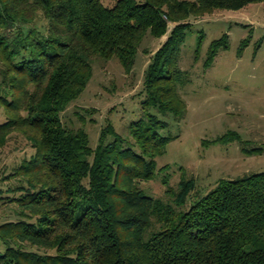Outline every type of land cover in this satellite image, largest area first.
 <instances>
[{
	"label": "trees",
	"instance_id": "trees-1",
	"mask_svg": "<svg viewBox=\"0 0 264 264\" xmlns=\"http://www.w3.org/2000/svg\"><path fill=\"white\" fill-rule=\"evenodd\" d=\"M260 2L0 0V147L18 134L32 150L3 178L16 184L0 190V206L14 217L0 222V264H264V172L221 180L186 211L177 208L194 180L168 187L167 205L137 185L158 172L170 140L151 111L185 113L178 61L191 17ZM147 32L166 39L145 72L133 142L108 125L92 149L60 114L88 83L91 58L116 57L129 72Z\"/></svg>",
	"mask_w": 264,
	"mask_h": 264
},
{
	"label": "rangeland",
	"instance_id": "rangeland-1",
	"mask_svg": "<svg viewBox=\"0 0 264 264\" xmlns=\"http://www.w3.org/2000/svg\"><path fill=\"white\" fill-rule=\"evenodd\" d=\"M100 1L110 7L115 0ZM189 23L178 61V68L186 72L177 84L185 113L177 119L151 111L166 122L162 135L170 140L156 158L158 172L148 181L137 182L144 195L167 205L171 204L165 194L168 187L176 189L181 180H194V189L178 211L188 210L221 180L264 172V152H257L264 148V2L239 10L217 8L199 18L191 17ZM168 27L170 30L172 25ZM165 39L166 35L155 38L147 32L129 72L116 57L91 58V77L60 114L62 123L84 130L92 149L108 125L127 145L132 143L129 126L144 118L145 72ZM214 43L219 45L207 67ZM4 121L0 107V124ZM110 140L106 137L105 141ZM25 143L13 134L0 147V190L16 184L3 178L32 154ZM13 218L0 206V222Z\"/></svg>",
	"mask_w": 264,
	"mask_h": 264
}]
</instances>
